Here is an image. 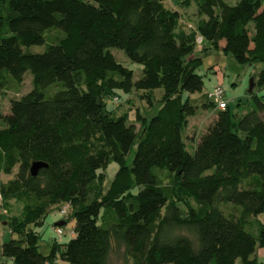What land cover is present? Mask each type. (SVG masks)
<instances>
[{"label":"trees","instance_id":"obj_1","mask_svg":"<svg viewBox=\"0 0 264 264\" xmlns=\"http://www.w3.org/2000/svg\"><path fill=\"white\" fill-rule=\"evenodd\" d=\"M166 1L0 0V93L19 96L9 112L0 104V197L19 236L1 253L14 264H264L263 96L236 116L207 95L216 118L199 139L186 136L192 151L184 139L200 107L185 93L204 88L196 48L264 62V0L181 1L195 7L192 19ZM111 48L143 65L141 78ZM29 71L34 88L20 96ZM252 83L264 87V68ZM158 88L149 120L108 109L118 90L150 97ZM111 161L119 169L105 188ZM35 163L44 164L36 175ZM61 204L73 236L44 253L31 226Z\"/></svg>","mask_w":264,"mask_h":264},{"label":"rangeland","instance_id":"obj_2","mask_svg":"<svg viewBox=\"0 0 264 264\" xmlns=\"http://www.w3.org/2000/svg\"><path fill=\"white\" fill-rule=\"evenodd\" d=\"M181 1L183 0H175L173 2L172 0H168L166 1V6L174 10H182L183 12L184 9H182V5L179 4ZM228 1L234 3L237 0ZM186 26L188 27V24ZM198 40L201 45L200 40H202V38L198 37ZM205 45L208 47V49L205 51L196 48L197 54L202 58V63L197 69V72L200 73L204 79L203 91L196 93H185V96L190 94L192 99L199 100L198 104L200 106L198 113L190 117L189 126L184 137V139L188 142V149L190 151L193 150V147L192 143L188 141V139L190 140L191 136L197 137V139H199L200 136L207 130L211 122H213V120L216 118L217 108H205L203 107L202 102L203 99L206 101L209 99V93L215 88H223L225 91L224 100L228 102L231 113L236 116L245 114L253 106V93L262 95L264 99V87H260L259 85L252 87V80L255 77L257 79L258 73L262 70V68H264V62L259 61L249 64H242L239 63L231 53L226 52L223 48L210 46L207 43H205ZM23 48L28 53H41L46 50L47 45H33L30 47L23 46ZM111 50L119 61H121L127 67L133 69L134 80L141 78L143 75V65L133 62L122 49L111 48ZM22 86L23 88L20 96L27 94L34 88V76L31 71L27 73L25 84ZM53 88L54 85H51L48 90H52L51 92H53ZM13 93H0V104L2 105V108L5 112H9L10 110V97H19L18 94L16 95ZM140 93L139 95L135 90L133 92L118 90V98L107 101L108 109L114 110L117 116L127 112L132 120L136 118V112L138 109H140L142 114L149 120L161 107L164 91L161 88L155 89L152 91L150 97L145 95V91H141ZM139 126L140 125L138 123L137 127ZM186 136H188V139ZM136 150L137 145L132 148L131 153L127 158L128 164H131L133 161ZM118 169L119 164L116 161H111L104 169L102 183L105 188L109 187ZM17 171L18 169L16 168L12 174L4 175L3 179L7 181L10 178H14ZM64 206L65 204L60 205L62 208ZM20 208L21 207L19 205L13 203L12 215L20 213ZM59 208L52 209L42 224L38 226H31L36 231L40 232L42 238L40 250L44 253L49 252L52 246L51 243L56 239H58L61 244H65L73 236V229L76 225V222L72 216L73 213L70 210L65 215ZM260 218L264 219V214L260 215ZM9 219L10 216L6 214V209L0 197V246L1 242H3L2 240L5 242L12 238L19 237L17 233L11 230L10 223H8ZM66 219L67 224L62 226V228H64V234L60 236L56 230V228H59L60 225L57 224L58 222L62 220L65 221ZM257 255L262 258L261 260H264V249H258ZM60 262L61 261H58V264H61ZM237 264H241L240 259L237 261Z\"/></svg>","mask_w":264,"mask_h":264},{"label":"built area","instance_id":"obj_3","mask_svg":"<svg viewBox=\"0 0 264 264\" xmlns=\"http://www.w3.org/2000/svg\"><path fill=\"white\" fill-rule=\"evenodd\" d=\"M201 41L202 40H200V42ZM224 93L225 91L223 90V88H219V87L215 88L212 92L209 93V98L215 100L218 103L219 108L221 109L227 108V101L224 100ZM69 208H70V205L67 204L66 206L63 207V209H61V212L66 215L69 212ZM56 230L60 236L64 234V228H62V226L59 228H56ZM47 264H50V263H47Z\"/></svg>","mask_w":264,"mask_h":264},{"label":"crops","instance_id":"obj_4","mask_svg":"<svg viewBox=\"0 0 264 264\" xmlns=\"http://www.w3.org/2000/svg\"><path fill=\"white\" fill-rule=\"evenodd\" d=\"M173 1H175V0H172V2ZM182 9H184V8H182ZM183 13H185V17L186 18L192 19V15L195 13V7L194 6H191V7L187 8V9H184L183 10ZM187 15H190L191 17L190 16H187ZM193 18L196 19V20L198 19V18H195V17H193ZM57 225H60V227H61V226L65 225V221L62 220V221L58 222ZM2 241L3 242H1V246H0V264H14V262H13L12 259L7 258V257H5V256L2 255V253H1V247H2V244L4 243V240H2ZM51 245H52V243H51Z\"/></svg>","mask_w":264,"mask_h":264},{"label":"water","instance_id":"obj_5","mask_svg":"<svg viewBox=\"0 0 264 264\" xmlns=\"http://www.w3.org/2000/svg\"><path fill=\"white\" fill-rule=\"evenodd\" d=\"M252 87H253V83H252ZM43 165H44L43 163H35L32 167V173L36 175L38 173L39 168L42 167Z\"/></svg>","mask_w":264,"mask_h":264}]
</instances>
